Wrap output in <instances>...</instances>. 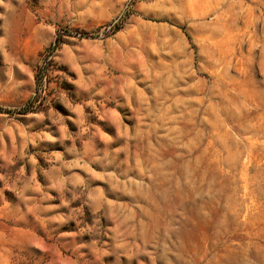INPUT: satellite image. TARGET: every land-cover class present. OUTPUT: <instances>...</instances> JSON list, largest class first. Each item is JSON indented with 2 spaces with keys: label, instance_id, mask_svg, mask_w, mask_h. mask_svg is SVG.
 <instances>
[{
  "label": "rangeland",
  "instance_id": "obj_1",
  "mask_svg": "<svg viewBox=\"0 0 264 264\" xmlns=\"http://www.w3.org/2000/svg\"><path fill=\"white\" fill-rule=\"evenodd\" d=\"M0 264H264V0H0Z\"/></svg>",
  "mask_w": 264,
  "mask_h": 264
},
{
  "label": "bare ground",
  "instance_id": "obj_2",
  "mask_svg": "<svg viewBox=\"0 0 264 264\" xmlns=\"http://www.w3.org/2000/svg\"><path fill=\"white\" fill-rule=\"evenodd\" d=\"M191 5H192V4H191ZM191 5H190V6H191Z\"/></svg>",
  "mask_w": 264,
  "mask_h": 264
}]
</instances>
